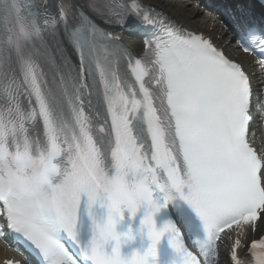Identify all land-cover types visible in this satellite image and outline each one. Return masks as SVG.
<instances>
[{"label": "snow or ice", "instance_id": "6c2138e0", "mask_svg": "<svg viewBox=\"0 0 264 264\" xmlns=\"http://www.w3.org/2000/svg\"><path fill=\"white\" fill-rule=\"evenodd\" d=\"M259 3V18L256 0L230 18L264 67ZM0 24V236L37 264H219L220 234L255 226L252 85L209 39L143 0H80L71 20L47 0H0ZM250 255L264 264V237Z\"/></svg>", "mask_w": 264, "mask_h": 264}, {"label": "bare ground", "instance_id": "6f19581e", "mask_svg": "<svg viewBox=\"0 0 264 264\" xmlns=\"http://www.w3.org/2000/svg\"><path fill=\"white\" fill-rule=\"evenodd\" d=\"M170 6H171V4H169V3H166V4H165V7H167V8H170ZM179 8H182V7H179ZM181 11H184L185 13H189L190 16L195 14V12H189V11L186 10L185 8H182ZM183 18H184V19H188V17L185 16V15L183 16Z\"/></svg>", "mask_w": 264, "mask_h": 264}]
</instances>
